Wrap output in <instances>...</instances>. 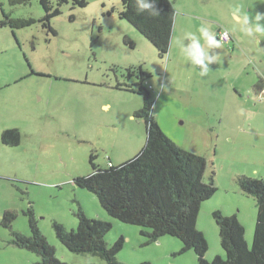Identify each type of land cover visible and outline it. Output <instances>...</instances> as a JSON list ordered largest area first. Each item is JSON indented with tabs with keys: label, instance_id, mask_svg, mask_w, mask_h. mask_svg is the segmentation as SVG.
Listing matches in <instances>:
<instances>
[{
	"label": "rangeland",
	"instance_id": "rangeland-1",
	"mask_svg": "<svg viewBox=\"0 0 264 264\" xmlns=\"http://www.w3.org/2000/svg\"><path fill=\"white\" fill-rule=\"evenodd\" d=\"M51 1L56 7L57 0ZM85 1L84 7L72 0L58 6L50 30L42 25L39 0L17 5L0 0V264L39 260L36 253L10 244L11 231L30 235V208L56 257L66 264L104 262L71 253L54 235L53 222L76 229L79 210L111 223L105 236L109 246L123 236L117 254L123 264H198L193 251L179 252L183 244L177 238L166 235L148 244L141 227L112 219L97 196L76 183L92 172L91 162L106 167L110 159L119 165L145 145L144 121L134 117L144 101L142 72L149 75L143 87L151 95L161 132L203 157L204 181L211 179L217 187L200 206L196 221L208 243L205 259L225 258L214 210L241 222L251 248L258 207L238 178H264V95L259 98L254 87L264 80V35L247 36L235 14L251 19L264 13V0H172L176 33L163 58L119 18L117 0ZM3 14L35 23L14 29L2 25ZM213 25L218 31H235L241 40L236 35L226 45L221 42L228 50H210L216 60L201 76L177 41ZM7 129L20 133L17 145L1 142ZM6 215L14 216L10 228L4 224Z\"/></svg>",
	"mask_w": 264,
	"mask_h": 264
},
{
	"label": "trees",
	"instance_id": "trees-1",
	"mask_svg": "<svg viewBox=\"0 0 264 264\" xmlns=\"http://www.w3.org/2000/svg\"><path fill=\"white\" fill-rule=\"evenodd\" d=\"M27 1L9 2L17 5ZM72 1L79 7L87 5L85 0ZM68 2L57 0V6L54 7L51 0H39L45 14L41 19L44 28L50 29L52 17L60 14L59 7ZM122 3L127 6V10L118 12L119 18L147 38L162 58L166 57L176 13L172 0H156V9L160 13L156 17H150L147 13L137 15L133 0H122ZM3 16L6 21L2 25L8 24L14 29L35 23L32 19L15 20L9 18V15ZM148 76L146 72L141 73L139 93L143 95L144 101L134 115L144 121L145 145L137 155L119 165H114L110 159H107L106 167L91 162L92 172L77 178L76 183L95 194L101 208L112 219L141 227V235L147 238L148 244L169 235L182 242L180 253L193 251L198 264H264V178H250L246 175L238 178V184L256 201L258 207L252 246L248 247L244 239V226L235 216H226L214 210L212 216L219 230L225 258L216 256L211 262L205 259L208 243L204 234L197 229L196 221L200 206L217 192V187L211 179L209 182L204 181L206 160L203 157L188 153L161 132L154 117L151 95L143 87ZM254 87L257 94L264 90V80L259 79ZM20 137L16 129H7L2 132L1 142L17 145L21 141ZM27 216L30 235L11 231L10 244L36 253L39 257L36 264H66L56 257L54 248L40 232L32 208L28 210ZM76 216L78 225L74 230H67L59 222H53L52 225L55 237L66 249L71 253L99 257L104 261L102 264H123L117 260V254L124 246L123 236L112 246L105 241L106 234L112 229L111 223L88 218L82 210ZM13 219V215L5 216L4 224L7 228L11 227Z\"/></svg>",
	"mask_w": 264,
	"mask_h": 264
},
{
	"label": "clouds",
	"instance_id": "clouds-1",
	"mask_svg": "<svg viewBox=\"0 0 264 264\" xmlns=\"http://www.w3.org/2000/svg\"><path fill=\"white\" fill-rule=\"evenodd\" d=\"M123 11L127 10V6L122 3V0H117ZM134 9L137 15L147 13L150 17L159 16L160 13L156 9V0H133ZM236 11H239L237 9ZM264 20V13H256L251 19L247 14L242 18L241 30L249 37L255 34L264 35V24L260 21ZM200 35L195 33H186L182 40L177 41V47L180 52L190 61L191 65L198 66L200 68L199 74L206 76L211 70L208 67L209 64L215 62L216 56L210 55V50L221 47V42L217 36L206 27H201L199 30ZM203 39L204 44L201 43ZM188 43L185 45L184 41ZM167 91V88L164 89Z\"/></svg>",
	"mask_w": 264,
	"mask_h": 264
},
{
	"label": "crops",
	"instance_id": "crops-1",
	"mask_svg": "<svg viewBox=\"0 0 264 264\" xmlns=\"http://www.w3.org/2000/svg\"><path fill=\"white\" fill-rule=\"evenodd\" d=\"M235 17H236V19H237V23L238 24H241L242 23V17L241 16H239L238 14H235ZM176 22H177V18H176V21H175V27H176ZM175 27H173V30L175 29ZM219 29V28H218ZM218 29H216V27L213 25L209 30L211 31V32H213L216 36H217V34H218ZM229 32V31H228ZM176 32H175V30L173 31V35H172V42H173V38H174V34H175ZM236 32L235 31H231V33L229 32V34H230V36L233 38V39H235V37H236V35H237V33L235 34ZM237 38L238 39H240L241 40V37L240 36H238L237 35ZM254 38H256V36H254ZM231 41H232V39H231ZM172 42H171V44H172ZM203 44H204V42H202ZM172 46V45H171ZM171 48V47H170ZM172 49V48H171ZM215 49H217V48H215ZM215 49H211V50H215ZM221 49H224V50H228L227 49V47L225 48V46L223 47V46H221ZM263 90V89H262ZM262 90H260V91H262ZM260 91H258V95L260 94Z\"/></svg>",
	"mask_w": 264,
	"mask_h": 264
},
{
	"label": "built area",
	"instance_id": "built-area-1",
	"mask_svg": "<svg viewBox=\"0 0 264 264\" xmlns=\"http://www.w3.org/2000/svg\"><path fill=\"white\" fill-rule=\"evenodd\" d=\"M218 39L222 42V44H228L231 41V37L228 31L220 29L218 31ZM264 95V90H262L259 94V98Z\"/></svg>",
	"mask_w": 264,
	"mask_h": 264
},
{
	"label": "flooded vegetation",
	"instance_id": "flooded-vegetation-1",
	"mask_svg": "<svg viewBox=\"0 0 264 264\" xmlns=\"http://www.w3.org/2000/svg\"><path fill=\"white\" fill-rule=\"evenodd\" d=\"M10 1V0H9ZM224 45V44H223Z\"/></svg>",
	"mask_w": 264,
	"mask_h": 264
}]
</instances>
